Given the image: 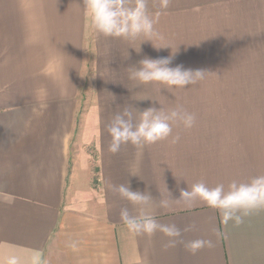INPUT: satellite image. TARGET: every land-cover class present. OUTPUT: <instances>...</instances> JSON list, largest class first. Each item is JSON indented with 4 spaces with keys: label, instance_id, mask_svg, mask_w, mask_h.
<instances>
[{
    "label": "crops",
    "instance_id": "obj_1",
    "mask_svg": "<svg viewBox=\"0 0 264 264\" xmlns=\"http://www.w3.org/2000/svg\"><path fill=\"white\" fill-rule=\"evenodd\" d=\"M148 10L159 14L163 40L155 42L178 49L173 66L181 58L188 68L194 37L179 23L195 22L218 56L240 57L236 70L264 73V0H170L166 9L148 0ZM143 39L98 35L83 0H0V264L11 256L20 264H264V209L224 225L205 202L177 200L201 180L227 188L264 174V80L250 83L247 103L195 101L189 85L178 95L139 84L129 72L141 59L171 53ZM81 90L89 106L80 120ZM125 106H182L196 121L173 125L176 143H129L113 154L106 126ZM121 184L150 193L148 212L181 229L174 247H164L170 238L160 231L128 230L120 211L137 209L113 191ZM196 240L214 247L193 254L185 245Z\"/></svg>",
    "mask_w": 264,
    "mask_h": 264
},
{
    "label": "clouds",
    "instance_id": "obj_2",
    "mask_svg": "<svg viewBox=\"0 0 264 264\" xmlns=\"http://www.w3.org/2000/svg\"><path fill=\"white\" fill-rule=\"evenodd\" d=\"M159 3L161 8L166 9L170 0H159ZM83 7L90 18L93 30L98 35L124 39L130 43L144 37L141 43L151 41L157 50L171 47V53L166 57L145 56L141 59L139 66H135L129 72L130 80L143 85L157 83L171 92L174 88H185L204 79V70L185 68L182 64L173 66L178 49L174 51L169 43L155 42L162 41L163 36L155 28L159 14L155 18L149 14L148 0H83ZM140 50L141 47L139 50L136 49L137 52ZM195 121V115L182 106L167 111L163 107L153 106L144 110L139 109L138 113L135 108L125 106L116 112L106 126L112 138L108 150L115 154L120 151L122 145L129 143L137 149H142L145 145L165 141L169 137H172V143H176L179 136H173V125H182L185 129H190ZM113 191L118 192L137 209L135 215L131 214L128 208H122L120 211L121 220L130 232L138 236L145 234L151 236L160 231L170 238L164 247L175 246L177 243L175 238L181 237V229L175 224L158 223L148 212L152 200L150 193L133 191L129 185L123 184L113 186ZM180 193L177 200H182L188 206L196 200L203 201L208 207L220 212L224 225L229 221L239 225L243 223L244 217L264 209V174L253 176L246 182L233 180L227 188L223 183L209 187L201 180L192 184L190 188L188 186V189H181ZM161 206L168 207V200L162 199ZM204 246L211 248L214 244L211 240H196L185 245L193 254ZM6 264H20V261L16 256H11L6 260ZM33 264H37V261L34 260Z\"/></svg>",
    "mask_w": 264,
    "mask_h": 264
},
{
    "label": "rangeland",
    "instance_id": "obj_3",
    "mask_svg": "<svg viewBox=\"0 0 264 264\" xmlns=\"http://www.w3.org/2000/svg\"><path fill=\"white\" fill-rule=\"evenodd\" d=\"M181 2V0H179ZM185 9H179V14H183ZM196 19V17H195ZM192 23V22H191ZM186 28L189 29V36H193V55L188 57V68L201 69L205 71L204 79L198 81L196 84L189 85L187 96L193 98L195 101H200L202 98L214 97L221 99H233L234 96H241L244 103L250 101L251 85L253 80H264V73L247 72L246 66L243 67L244 71L239 72L236 69H241L239 65L240 57H228L225 59L223 56H218L216 45L211 49L202 39L200 24L193 23L192 27L185 26L184 23H179V33L183 32ZM216 43V42H212ZM179 58V64H185ZM240 85V89H239ZM236 86V89L233 87ZM85 89V88H84ZM88 89V88H87ZM86 90V89H85ZM178 95H181L180 88L176 89ZM85 91L81 90L80 98L81 104L79 106V116L81 120L82 113L88 108V103L84 101ZM201 111V105L195 106ZM224 107V106H223ZM233 108V105L229 106ZM228 111V106H226ZM78 130L80 125H78Z\"/></svg>",
    "mask_w": 264,
    "mask_h": 264
}]
</instances>
